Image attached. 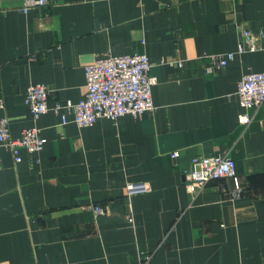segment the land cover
Wrapping results in <instances>:
<instances>
[{"label":"crops","instance_id":"crops-1","mask_svg":"<svg viewBox=\"0 0 264 264\" xmlns=\"http://www.w3.org/2000/svg\"><path fill=\"white\" fill-rule=\"evenodd\" d=\"M23 3L0 0V117L12 137L36 127L46 143L18 161L0 147V264H264V108L245 130L237 94L264 71V0ZM238 24L258 48L206 74L207 55L237 50ZM134 52L157 79L151 111L82 127L26 103L32 83L48 85L50 107L77 102L87 64ZM226 152L240 191L231 177L186 186L193 157ZM129 181L150 190L128 197Z\"/></svg>","mask_w":264,"mask_h":264},{"label":"built area","instance_id":"built-area-1","mask_svg":"<svg viewBox=\"0 0 264 264\" xmlns=\"http://www.w3.org/2000/svg\"><path fill=\"white\" fill-rule=\"evenodd\" d=\"M49 0H24L21 10L28 12L36 7L47 5ZM240 42L236 51L207 55L210 59L205 66V73L212 74L217 68L226 66L236 54L254 51L258 48V39L262 36L238 24ZM182 65L181 61H178ZM152 63L147 54L134 52L122 55H104L97 57L85 66L86 94L77 102L57 101L49 106L50 89L44 83H32L26 91V103L34 117L52 109L55 113L62 110L72 113V120L79 126L93 125L100 118L116 120L125 115H141L155 108L152 99V87L157 79L150 73ZM237 94L243 111L239 122L246 130L254 121L256 114L264 108V71L245 73L238 83ZM62 124L70 121L66 113L61 114ZM46 139L36 127L22 130L19 137H12L8 130V119L0 117V147L6 145L20 160V147L31 152L43 149ZM179 156V152H174ZM1 169V164H0ZM221 177H231L235 189L240 191V178L235 159L226 152L223 155H197L191 160V168L186 172V186L198 192L208 182ZM150 190L146 181H129L126 183L125 194L128 197L143 194ZM96 214H103L99 204H93Z\"/></svg>","mask_w":264,"mask_h":264},{"label":"bare ground","instance_id":"bare-ground-1","mask_svg":"<svg viewBox=\"0 0 264 264\" xmlns=\"http://www.w3.org/2000/svg\"><path fill=\"white\" fill-rule=\"evenodd\" d=\"M155 106V105H154ZM177 152V151H176Z\"/></svg>","mask_w":264,"mask_h":264}]
</instances>
